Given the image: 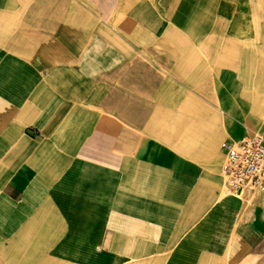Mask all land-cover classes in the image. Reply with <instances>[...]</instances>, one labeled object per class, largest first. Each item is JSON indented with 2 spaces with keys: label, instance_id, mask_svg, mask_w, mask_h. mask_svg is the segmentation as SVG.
<instances>
[{
  "label": "crops",
  "instance_id": "0c3cea01",
  "mask_svg": "<svg viewBox=\"0 0 264 264\" xmlns=\"http://www.w3.org/2000/svg\"><path fill=\"white\" fill-rule=\"evenodd\" d=\"M151 4L183 2L0 0V264H264V193L234 195L218 149L245 83L204 87L213 46L174 25L171 49L107 44Z\"/></svg>",
  "mask_w": 264,
  "mask_h": 264
},
{
  "label": "rangeland",
  "instance_id": "374dc122",
  "mask_svg": "<svg viewBox=\"0 0 264 264\" xmlns=\"http://www.w3.org/2000/svg\"><path fill=\"white\" fill-rule=\"evenodd\" d=\"M139 1L153 2V0ZM181 2L183 4L180 6L170 5L164 9H160L155 4L140 6V12L146 14L149 11L159 18L155 22H143L142 24L149 27H146L143 36L138 38L129 36L128 24L125 22L127 16L122 15L130 9V6L121 7L118 19H123L124 22L115 23L116 25L111 22L108 24L124 36L116 39L108 38L107 44L171 49L179 46V40L167 34L169 26L174 25V28L186 30L187 34H190L187 37L188 43L196 47L200 54L203 46H213L214 54L212 57L204 56V60L218 63L219 67L215 68L213 65L212 69L206 71L209 74L208 78L200 81L204 87L212 85L214 90L225 88V72L233 73L236 83H245L244 86H235V116L227 117L224 112L218 119L219 125L225 132L220 135L218 142L220 152L221 143L226 140L238 141L253 134L264 135V0H181ZM163 11L168 14L162 16ZM170 15H174L172 17L174 21L169 20ZM161 16L165 18V21L161 20ZM201 30H205L206 35L216 30L219 36L212 39L201 37L199 36L202 33ZM176 55L156 53L154 60L179 61ZM123 56L124 60L130 57L129 54H123ZM144 56L146 57L147 54ZM231 57H234L236 64L229 65L227 68L228 61H232ZM173 72L176 71H171ZM218 96L220 109H223L224 102L220 95ZM256 114L260 116H254ZM206 121L210 124V119H206L205 124ZM238 126L246 127L245 134L238 132ZM215 153L213 151V156ZM222 157L221 168L224 163V156ZM221 176L224 184L227 185L222 169Z\"/></svg>",
  "mask_w": 264,
  "mask_h": 264
},
{
  "label": "built area",
  "instance_id": "2783aa9c",
  "mask_svg": "<svg viewBox=\"0 0 264 264\" xmlns=\"http://www.w3.org/2000/svg\"><path fill=\"white\" fill-rule=\"evenodd\" d=\"M222 172L231 192L252 199L264 193V135L253 134L238 141H224Z\"/></svg>",
  "mask_w": 264,
  "mask_h": 264
},
{
  "label": "bare ground",
  "instance_id": "6f19581e",
  "mask_svg": "<svg viewBox=\"0 0 264 264\" xmlns=\"http://www.w3.org/2000/svg\"><path fill=\"white\" fill-rule=\"evenodd\" d=\"M196 7V6H195ZM203 9V8H202ZM197 12V11H196ZM198 13V12H197Z\"/></svg>",
  "mask_w": 264,
  "mask_h": 264
}]
</instances>
